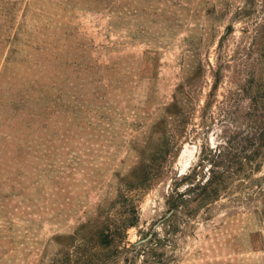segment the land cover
I'll return each mask as SVG.
<instances>
[{
  "label": "rangeland",
  "instance_id": "374dc122",
  "mask_svg": "<svg viewBox=\"0 0 264 264\" xmlns=\"http://www.w3.org/2000/svg\"><path fill=\"white\" fill-rule=\"evenodd\" d=\"M11 71L36 77L42 106L0 136V264H264V165L175 233L157 224L175 179L225 131L249 130L264 0H0V79ZM5 107L0 119L16 116ZM142 163L157 174L127 189ZM121 192L139 213L127 241L155 230L164 247L136 255L78 233Z\"/></svg>",
  "mask_w": 264,
  "mask_h": 264
},
{
  "label": "trees",
  "instance_id": "16d2710c",
  "mask_svg": "<svg viewBox=\"0 0 264 264\" xmlns=\"http://www.w3.org/2000/svg\"><path fill=\"white\" fill-rule=\"evenodd\" d=\"M253 80L255 81L254 76ZM219 78V77H218ZM244 75L236 83V93L238 96H245L246 90ZM258 84H255L254 108L251 109L254 119L250 123L249 130L243 133L242 127L238 126L235 129L225 131L223 142L219 143L215 148L209 149V154H206L199 165L175 179L171 187V192L166 198L167 213L164 218L158 223L163 225L166 233H175L179 228V220L183 216H193L199 209L216 201L222 192L226 190L231 181L249 180L253 174L261 171L264 165V96L258 93L264 89V85L259 79ZM38 80L31 75L20 74L17 72H9L5 78L0 79V97L1 99L11 98L13 104L4 106L1 102V108L6 110H14L16 116L12 119H0V136L7 133L10 128L11 132L21 133L22 123L15 119L21 111L22 117L29 119H38L42 101L41 91L37 89ZM217 83L215 88L217 87ZM179 110V109H178ZM17 121V122H16ZM236 124L237 121L235 120ZM229 134V135H228ZM232 134L241 140L239 147L233 145ZM204 155V153H203ZM157 158H154V160ZM148 161V158L145 159ZM210 164L209 177L200 179L205 164ZM152 166L142 163L136 170L140 174L133 171L129 180L125 182V186L129 190H143L148 187L152 174H157L152 171ZM156 172V171H155ZM253 182V178L250 180ZM257 183V182H256ZM261 182H258V184ZM184 187V190L181 188ZM139 213L137 205L125 193L121 192L118 197L109 204V208L104 213H99L95 218L90 219L87 223L82 224L78 228V233L91 234L96 240V244L101 247L114 248L119 250L121 245H125V250L136 251V255L140 252L152 253L166 245L165 240L158 237L155 230L148 240L140 239L137 243L131 244L127 241L128 231L131 228L138 227ZM158 226V225H157ZM157 229V228H156ZM127 246H131L127 248ZM132 249V250H130Z\"/></svg>",
  "mask_w": 264,
  "mask_h": 264
},
{
  "label": "built area",
  "instance_id": "2783aa9c",
  "mask_svg": "<svg viewBox=\"0 0 264 264\" xmlns=\"http://www.w3.org/2000/svg\"><path fill=\"white\" fill-rule=\"evenodd\" d=\"M169 3H183V2H187V1H192V0H163Z\"/></svg>",
  "mask_w": 264,
  "mask_h": 264
}]
</instances>
